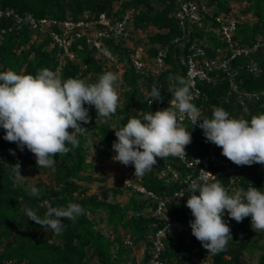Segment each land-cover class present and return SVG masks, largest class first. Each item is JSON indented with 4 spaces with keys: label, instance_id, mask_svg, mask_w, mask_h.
<instances>
[{
    "label": "trees",
    "instance_id": "16d2710c",
    "mask_svg": "<svg viewBox=\"0 0 264 264\" xmlns=\"http://www.w3.org/2000/svg\"><path fill=\"white\" fill-rule=\"evenodd\" d=\"M118 1L0 0V8L12 9L20 16L28 14L36 20H91L96 19L100 13L110 16ZM150 1L125 0L119 13L131 8L134 10L133 28L155 29L156 32L147 38L150 45L147 54L154 56L157 47H167L165 68L157 76L135 74L126 53L109 41L103 40L105 47L119 62L126 65L119 84L120 89H123L119 96V107L110 120H96L95 108L91 107V120L83 125L88 130L78 137L79 146L66 155H57L53 168L38 169L35 156L26 148L21 152L15 143L5 141L4 130L0 128V262L8 260L14 264H144L150 259L153 233L162 226L160 221L151 217L155 201L126 185H123L121 190L101 185L99 194L87 193L82 183L99 182L87 174L88 170L95 166L87 160V136L96 137L105 145L96 149V156L104 154L109 157L114 154L112 144L117 138L113 129L123 127L129 118L142 119L143 113L156 111L155 101L148 105V93L152 85L160 89L164 99L171 98L173 95L170 89H174L176 85L173 78L181 76L185 79V67L180 65L178 60L180 56L191 53L188 48L192 41L202 43L200 47L203 57L208 60L229 57L231 51L227 43L214 32L218 24L213 16L230 15V1L241 2V13L250 14L254 21L241 23L236 16L230 15L237 19L233 34L235 47L246 48L250 52L246 56H236L229 63L228 70L235 73L233 80L239 90L250 93L264 91V0H202L212 15H204L200 26H189L186 33L190 42L179 45L171 44L173 38L182 34L173 15L178 0H154L160 5V9H155ZM209 28L212 30L208 31ZM255 45L256 49L253 50ZM70 52L75 56L74 61L66 57L60 58L61 51L47 35L38 32L33 34L27 25L17 29L11 17L0 18V72L11 69L17 73L36 75L41 69L48 68L62 79L79 78L86 83L96 82L98 77L105 73V59L96 55L93 49H89L83 39H76L71 44ZM248 63L253 64L258 72L250 73L246 69ZM210 75L214 81L197 83L201 98L194 102L206 118H211L214 107L224 108L230 117H244L249 120L252 115L264 113V98L241 106L237 97L229 94L228 73L218 70ZM171 80L174 85H171ZM191 135L194 141L187 148L197 149L198 153L203 155L206 152V146L201 141L204 137L195 131H191ZM68 147L71 148V145ZM9 149H14L16 155L10 154ZM215 153L224 157L219 147L215 149ZM159 161L182 172L184 170L183 167L179 168L177 160L172 156L165 160L157 158V165L152 171L142 177H134L133 183L155 195H168L177 184L159 176V173L165 170L158 164ZM17 162H20L21 169L29 167L33 174L48 173V183L38 182L33 186L38 189V196L31 194L33 187L27 188L18 182L11 166ZM260 166H247L250 172L242 179L244 182L241 187L246 190L252 184L264 191V179L261 177L264 172L259 169ZM128 168L134 174V166L129 165ZM215 172V179L225 186L227 176L219 169ZM124 193L127 199L121 204L115 196ZM189 195L191 192L183 199L166 206V216L171 221L179 222L185 230H173L165 235L161 261L165 264H199L201 261L205 264H246L241 260L243 252L260 250L258 264H264V247L252 242L254 237L261 239L263 233H255L251 229V217L237 223L225 214L224 220L231 228L233 241L228 243L225 250L208 254L191 234L189 221L194 217L186 207ZM69 202L80 204L86 214L78 217L76 222L65 219L66 227L60 235H55L50 229L44 230L42 226L28 220L25 213L26 208H31L43 218L48 204L53 207H67ZM100 220L104 221L108 233L99 227ZM135 250L140 252L136 253ZM133 252L138 256L137 259L131 258Z\"/></svg>",
    "mask_w": 264,
    "mask_h": 264
},
{
    "label": "clouds",
    "instance_id": "9594fccd",
    "mask_svg": "<svg viewBox=\"0 0 264 264\" xmlns=\"http://www.w3.org/2000/svg\"><path fill=\"white\" fill-rule=\"evenodd\" d=\"M172 91L173 99L167 108L143 113L141 118H129L127 123L113 129L116 140L112 144L114 162L134 166V177H142L157 165V158L169 156L184 158L186 146L192 141L191 132L183 125L188 119L203 130L206 142L221 148V154L237 166L264 165V113L251 119L233 118L222 107H214L211 118L200 117V110L192 103L191 83L181 76ZM119 76L105 72L96 82L86 83L79 78H60L54 71L44 68L36 75L17 73L11 69L0 72V128L3 139L15 143L23 152L30 151L37 168H53L57 155H66L79 146L78 137L88 129L89 109L95 108L96 120L107 122L119 107ZM149 103L162 101L161 91L152 85L148 93ZM87 105L88 107H85ZM71 145V148L68 147ZM10 154L16 155L14 149ZM12 171L21 175L17 162ZM202 182L192 180L186 200L194 219L189 221L191 234L207 250L216 254L233 241L225 214L237 223L251 217V229L264 231V191L252 184L226 188L215 175L201 169ZM198 193V194H197ZM38 196V189L31 188ZM28 220L50 229L55 235L65 230L64 220L76 222L86 210L78 203L67 207L47 205L43 218L31 208L25 209ZM169 230V226L167 224Z\"/></svg>",
    "mask_w": 264,
    "mask_h": 264
},
{
    "label": "built area",
    "instance_id": "2783aa9c",
    "mask_svg": "<svg viewBox=\"0 0 264 264\" xmlns=\"http://www.w3.org/2000/svg\"><path fill=\"white\" fill-rule=\"evenodd\" d=\"M125 0H119L114 6L110 16L106 13H100L96 19L73 20L67 18L59 20L55 18H43L36 20L32 16L26 14L20 16L12 9L0 8V18L11 17L14 20V25L17 29L22 25H27L35 34L36 32L47 35L51 42L57 45L61 51L60 58H68L75 60V56L70 52L71 44L76 39H83L89 49H93L96 55L105 59V62H110L112 65L124 64L119 62L118 58L105 47L103 40L109 41L114 47L123 50L132 66L135 74L157 76L162 72L166 65L167 47H157L156 55H145L142 48L129 45L132 39V22H133V9H126L121 11V5ZM211 16L209 9L205 6L202 0H178L176 9L173 15L181 28L182 34L179 37L173 38L171 44L179 45L183 42H188L187 33L189 26H200L201 20L204 15ZM215 22L218 24L217 30L214 32L220 35L222 40L227 43L231 51L229 57L222 60H208L203 57V51L200 47V41L194 40L189 44L190 54L179 57V64L185 67V80L189 81L192 85L191 92L193 95L192 103L201 98V92L197 87L199 82H212L213 77L210 75L213 71L222 70L227 72L229 82V94H234L237 97L239 105L243 106L245 103L264 98V91L259 92H244L238 89L233 78L235 73L229 72V63L239 55L246 56L250 50L246 48H236L234 44L233 34L235 32L237 19L230 15H215L213 16ZM212 30L211 28L207 29ZM190 42V41H189ZM149 49V48H148ZM256 45L253 46V50ZM77 61V60H76ZM125 65V64H124ZM126 66V65H125ZM123 67V70L125 69ZM246 69L250 73H257V68L253 64H247ZM122 70V73H123ZM121 73V75H122ZM121 80V76H120ZM174 85V81H170ZM120 84V82H119ZM171 98H163L162 101H155V110H161L169 106ZM148 105H151L148 101ZM201 119L206 118L200 111ZM183 125L191 132L195 131L203 135V130L197 125H192L188 119H183ZM194 141L192 137L191 143ZM202 144L206 146V152L200 155L197 149H188L186 146V156L184 158L173 157L177 160V165L183 167V172L172 168L169 164L159 161L158 164L165 170L159 173L161 178H168L174 184H177L173 192L168 195H155L153 192L147 191L144 187H140L133 183V172L128 166H122L123 170V183L126 186L132 187L136 192L145 195L146 197L155 201V207L151 212V217L160 221L162 226L153 233L151 240L150 259L144 264H165L161 261L160 256L164 249V237L167 233L176 230L183 232L184 226L179 222L171 221L166 216L165 209L168 203H173L177 200L183 199L190 191L189 185L192 180L202 182L203 178H207L212 182V177H204L201 169L212 173L216 176V169L221 170V173L227 176L226 188L241 187L242 179L250 172L247 166H237L228 159L215 153L216 145L211 142H206L205 137L201 140ZM115 155V153H114ZM261 165V164H255ZM169 226V230L167 228ZM0 264H14L13 261L3 260ZM140 264V263H139ZM199 264H205L201 261Z\"/></svg>",
    "mask_w": 264,
    "mask_h": 264
},
{
    "label": "rangeland",
    "instance_id": "374dc122",
    "mask_svg": "<svg viewBox=\"0 0 264 264\" xmlns=\"http://www.w3.org/2000/svg\"><path fill=\"white\" fill-rule=\"evenodd\" d=\"M152 6L155 9H160V5L155 2L154 0L150 1ZM242 9V3L238 1H230L229 2V11L228 14L236 16L238 18L239 22H246V23H251L254 21V19L251 17L250 14H242L241 13ZM155 29L151 28H146L143 30H136L133 28L132 32V39L129 41V45L135 46L142 48L144 51V54L147 55V50L150 47V45L147 43V38L150 34L155 33ZM34 34V33H33ZM104 69L105 72H113L118 74L119 76V82H120V76L123 70V67L125 66L123 63L117 65H112L110 62H105L104 64ZM119 96L123 92V89H120L118 87L117 89ZM87 141H86V146L88 147V156L87 160L94 163L95 166L93 168H90L87 172V174L91 175L92 177L98 179L99 182H94V183H82V185L85 186L87 189V193H95L99 194L100 192V187L99 186H104L106 188H118L122 189L123 185V170L122 166L119 162H114L112 157L114 154L110 155L109 157L104 156V154H98L96 153V149H101L105 145L103 142H100L98 138L92 137V136H87ZM264 172V165L260 166L259 168ZM21 175L24 176L23 178H17L18 182L23 184L25 187H33L36 183L38 182H45L48 183V173H37L33 174L29 167H24L21 169ZM252 175V172L250 173ZM264 179V174L261 176ZM135 178L133 177V180ZM102 180V181H101ZM112 198V194H110V199ZM115 199L118 200L119 203L123 204L126 199V193L123 195H116ZM99 227L103 229L105 233H108V230L105 228V223L103 220H100L99 222ZM263 233V237L261 239H257L254 237L252 239V242L256 244L257 246H262L264 247V231H260ZM257 233V232H255ZM45 235V233H43ZM251 242V243H252ZM140 252V250H135V252ZM134 253V252H133ZM131 255V258L138 256L136 253ZM261 251L257 250L255 252H243L241 256V260L245 262L246 264H258V259ZM6 256V254H5Z\"/></svg>",
    "mask_w": 264,
    "mask_h": 264
}]
</instances>
